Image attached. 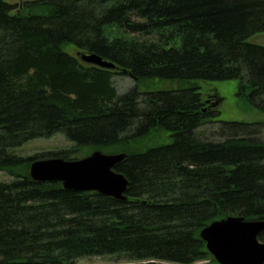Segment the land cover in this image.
Wrapping results in <instances>:
<instances>
[{
  "label": "trees",
  "instance_id": "trees-1",
  "mask_svg": "<svg viewBox=\"0 0 264 264\" xmlns=\"http://www.w3.org/2000/svg\"><path fill=\"white\" fill-rule=\"evenodd\" d=\"M15 8L0 0V172L15 178L0 182V264H218L202 230L228 217L264 221L263 124L225 122L202 139L198 130L220 116L208 106L217 94L142 93L139 85L241 80L261 99L264 46L250 39L264 34V0H36ZM111 28L118 37L109 39ZM75 52L116 69L87 65ZM115 76L136 85L120 96ZM163 131L170 143L125 150L116 167L130 181L126 202L30 178L34 161L75 160L73 151L29 162L12 153L63 133L75 149L115 154Z\"/></svg>",
  "mask_w": 264,
  "mask_h": 264
},
{
  "label": "water",
  "instance_id": "water-1",
  "mask_svg": "<svg viewBox=\"0 0 264 264\" xmlns=\"http://www.w3.org/2000/svg\"><path fill=\"white\" fill-rule=\"evenodd\" d=\"M80 60L101 69L115 70L116 66L97 55L80 53ZM128 157L126 153L106 154L100 151L81 160L62 157L34 161L30 178L37 183H61L67 191L97 192L103 196L126 202L130 181L116 171ZM264 221H246L228 217L202 230L200 237L218 264H264V243L259 236Z\"/></svg>",
  "mask_w": 264,
  "mask_h": 264
},
{
  "label": "rangeland",
  "instance_id": "rangeland-1",
  "mask_svg": "<svg viewBox=\"0 0 264 264\" xmlns=\"http://www.w3.org/2000/svg\"><path fill=\"white\" fill-rule=\"evenodd\" d=\"M36 0H7L10 4L15 6V11H20L22 7L27 3H33ZM29 12V10H28ZM109 39H113L119 36V30L117 28H111L108 30ZM141 39H144L140 37ZM251 43L264 46V34L257 35L250 39ZM70 52V50H67ZM75 55L80 53L75 52ZM113 84L116 87L119 95H124L136 85V82L130 77L115 76ZM140 91L142 93L158 92L163 90H181L187 88L199 87L200 92L205 95V99L210 96L218 95L219 99L216 101H208V106L212 108H218L220 116L213 120L211 123L204 125L198 130L199 137L202 139L213 138L215 132H218L225 122H237L248 124H263L262 133L260 138L264 140V96L261 99L254 98L252 90L247 88L243 90L244 83L241 80H232L225 82H173V81H142L140 84ZM212 104V105H211ZM216 141L220 139L215 138ZM171 142L170 134L163 132H156L148 136L141 143H132L128 147H118L114 150L118 153H126L125 150L132 151L138 148L139 145L146 151L149 148H153L159 145L168 144ZM77 150V151H76ZM73 151L75 154L72 156L75 160L84 159L94 152L90 148H74V143L69 141L63 133H57L50 138L36 139L27 142L21 147L12 150V153L26 161L37 158L42 155L56 154L61 152ZM77 152V153H76ZM112 154V153H106ZM127 154V153H126ZM26 162L25 165L28 164ZM24 166L16 169L17 173H25L27 168ZM30 169V168H29ZM15 178L10 176L6 172H0V182H12ZM201 262L200 264H205ZM77 264H135L128 263L121 257H89L83 258L77 261ZM139 264V263H137Z\"/></svg>",
  "mask_w": 264,
  "mask_h": 264
}]
</instances>
